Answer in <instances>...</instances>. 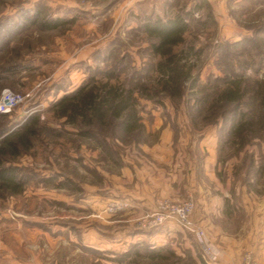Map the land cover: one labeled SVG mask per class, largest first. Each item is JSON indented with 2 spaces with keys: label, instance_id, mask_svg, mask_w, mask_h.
I'll use <instances>...</instances> for the list:
<instances>
[{
  "label": "rangeland",
  "instance_id": "rangeland-1",
  "mask_svg": "<svg viewBox=\"0 0 264 264\" xmlns=\"http://www.w3.org/2000/svg\"><path fill=\"white\" fill-rule=\"evenodd\" d=\"M177 13L188 29L171 53L186 57L189 78L169 94L145 25ZM232 78L246 99L220 110L210 93ZM257 83L264 0H0V93L32 94L0 117V149L29 130L16 153L0 150L21 187L0 183V264H202L201 254L218 264L170 207L186 201L190 223L219 254L259 264L264 108L249 99ZM102 85L133 92L140 135L59 106ZM241 121L251 125L243 145L231 126Z\"/></svg>",
  "mask_w": 264,
  "mask_h": 264
},
{
  "label": "trees",
  "instance_id": "trees-1",
  "mask_svg": "<svg viewBox=\"0 0 264 264\" xmlns=\"http://www.w3.org/2000/svg\"><path fill=\"white\" fill-rule=\"evenodd\" d=\"M183 14H175L173 17H169L165 20L155 19L150 20L145 25V31L153 39L150 41L151 49L156 54H159L163 59L157 65L159 72V81L162 88L173 94L170 90L173 88L180 94L183 88L184 82L188 80V67L186 65L185 56L181 54H172L171 46L177 45L183 41V33L188 29V25L184 20ZM51 20H44L42 25L49 27ZM52 26L58 24V20H54ZM211 94V100L214 103L220 104V110H225L227 105L239 106L245 101V93L242 87V81L240 79H229L223 88L219 91H213ZM248 96V95H247ZM250 101L256 102L260 107L264 108V86L257 83L249 97ZM69 102L70 104H67ZM65 104V105H64ZM135 101L133 98V92L129 89H125L120 86H108L102 85L91 89H80L72 95H67L59 101L61 108L70 109L73 115L81 116V118L94 119L98 122H102L106 116L110 120L118 121L119 128L125 133H133L136 131L137 135H140L143 127L139 123V118L134 108ZM225 106V107H224ZM11 114V113H10ZM9 114H0V117L7 116ZM232 126V134L234 138L241 140L244 132L251 128V125L246 121L234 123ZM29 130L19 132L17 139L12 141L5 139L3 141L2 148L7 147L12 153H16V147L14 142L28 144L27 135ZM245 144V141H240V145ZM0 149L1 152L4 151ZM0 152V154H1ZM0 183L4 188H8L12 193H19L21 187L12 173V169L9 167L1 166L0 159ZM199 254H201L199 252ZM154 256V255H152ZM202 264H210L202 254L200 255Z\"/></svg>",
  "mask_w": 264,
  "mask_h": 264
},
{
  "label": "built area",
  "instance_id": "built-area-1",
  "mask_svg": "<svg viewBox=\"0 0 264 264\" xmlns=\"http://www.w3.org/2000/svg\"><path fill=\"white\" fill-rule=\"evenodd\" d=\"M31 96V92L19 93L11 89H3L0 93V114H10L16 106L29 99ZM170 207L178 213V219L181 226L193 233L208 260L215 262L219 257L218 249L209 243L204 229L199 226H193L188 219L192 207L191 202L186 201L176 206L171 205ZM238 264L256 263H254L250 256L247 255Z\"/></svg>",
  "mask_w": 264,
  "mask_h": 264
},
{
  "label": "crops",
  "instance_id": "crops-1",
  "mask_svg": "<svg viewBox=\"0 0 264 264\" xmlns=\"http://www.w3.org/2000/svg\"><path fill=\"white\" fill-rule=\"evenodd\" d=\"M231 258L232 257L231 256L229 257L227 254H225V252L220 251V254L218 257L219 262H217V263L218 264H231V261H230ZM256 258H257L259 264H264V245L257 252Z\"/></svg>",
  "mask_w": 264,
  "mask_h": 264
}]
</instances>
